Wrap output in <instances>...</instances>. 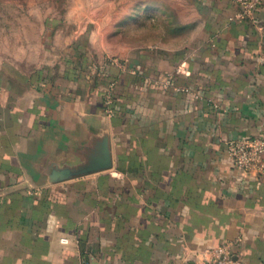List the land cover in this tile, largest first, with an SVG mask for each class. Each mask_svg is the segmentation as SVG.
<instances>
[{"label":"crops","instance_id":"obj_1","mask_svg":"<svg viewBox=\"0 0 264 264\" xmlns=\"http://www.w3.org/2000/svg\"><path fill=\"white\" fill-rule=\"evenodd\" d=\"M192 1L183 41L0 62V264H197L235 239L234 264H264V170L226 151L264 137V0ZM104 139L109 167L51 180Z\"/></svg>","mask_w":264,"mask_h":264},{"label":"rangeland","instance_id":"obj_2","mask_svg":"<svg viewBox=\"0 0 264 264\" xmlns=\"http://www.w3.org/2000/svg\"><path fill=\"white\" fill-rule=\"evenodd\" d=\"M192 0H0V62L108 57L197 32ZM189 18V19H188ZM194 26V27H193Z\"/></svg>","mask_w":264,"mask_h":264},{"label":"built area","instance_id":"obj_3","mask_svg":"<svg viewBox=\"0 0 264 264\" xmlns=\"http://www.w3.org/2000/svg\"><path fill=\"white\" fill-rule=\"evenodd\" d=\"M230 2L238 8L239 15H250L260 6L262 0H230ZM169 80L170 77H167L165 81L169 82ZM111 99L110 91H107L104 94L105 105L110 106ZM109 112H112L111 108H109ZM226 151L232 158L236 168L242 171L258 170L261 172L264 170L262 161V155L264 154L263 136L229 139L226 141ZM237 241L238 239H235L233 242L205 248L197 264H234L232 245L236 244Z\"/></svg>","mask_w":264,"mask_h":264},{"label":"water","instance_id":"obj_4","mask_svg":"<svg viewBox=\"0 0 264 264\" xmlns=\"http://www.w3.org/2000/svg\"><path fill=\"white\" fill-rule=\"evenodd\" d=\"M111 164L107 141L104 139L100 143L97 152L92 154L88 161L77 167L55 168L51 171V180L65 179L74 175L84 174L95 170L109 167Z\"/></svg>","mask_w":264,"mask_h":264}]
</instances>
